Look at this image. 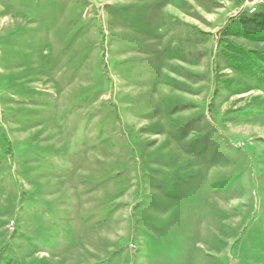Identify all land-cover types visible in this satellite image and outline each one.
<instances>
[{
  "label": "rangeland",
  "instance_id": "374dc122",
  "mask_svg": "<svg viewBox=\"0 0 264 264\" xmlns=\"http://www.w3.org/2000/svg\"><path fill=\"white\" fill-rule=\"evenodd\" d=\"M251 7L0 0V264H264Z\"/></svg>",
  "mask_w": 264,
  "mask_h": 264
},
{
  "label": "trees",
  "instance_id": "16d2710c",
  "mask_svg": "<svg viewBox=\"0 0 264 264\" xmlns=\"http://www.w3.org/2000/svg\"><path fill=\"white\" fill-rule=\"evenodd\" d=\"M224 35L264 40V10L231 18L224 27ZM219 46L226 68L252 79L255 87L264 90V51L247 49L227 39L221 40Z\"/></svg>",
  "mask_w": 264,
  "mask_h": 264
},
{
  "label": "built area",
  "instance_id": "2783aa9c",
  "mask_svg": "<svg viewBox=\"0 0 264 264\" xmlns=\"http://www.w3.org/2000/svg\"><path fill=\"white\" fill-rule=\"evenodd\" d=\"M248 12L254 13L255 12V8L254 7H251Z\"/></svg>",
  "mask_w": 264,
  "mask_h": 264
}]
</instances>
